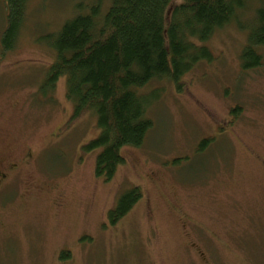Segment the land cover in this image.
I'll return each mask as SVG.
<instances>
[{"label": "rangeland", "instance_id": "1", "mask_svg": "<svg viewBox=\"0 0 264 264\" xmlns=\"http://www.w3.org/2000/svg\"><path fill=\"white\" fill-rule=\"evenodd\" d=\"M79 2L90 0H30L15 45H0V166L23 162L0 192V264H264V50L259 67L239 62L252 12L204 42L212 59L179 90L167 80L140 90L158 93L152 126L106 181L94 172L98 150L84 148L95 117H73L63 76L43 86L55 57L45 43ZM132 187L140 199L111 224Z\"/></svg>", "mask_w": 264, "mask_h": 264}, {"label": "trees", "instance_id": "2", "mask_svg": "<svg viewBox=\"0 0 264 264\" xmlns=\"http://www.w3.org/2000/svg\"><path fill=\"white\" fill-rule=\"evenodd\" d=\"M3 1L0 45L9 50L30 0ZM245 11L252 12V19L239 62L241 69L249 70L262 64L264 0H90L87 7L79 2L45 43L55 57L43 86L50 88L63 76L73 117L84 112L95 117L97 136L84 148L98 150L97 177L109 180L123 163L121 149L139 147L152 126L146 112L158 93L144 95L140 90L153 80L170 81L179 90L183 75L200 60L212 59L204 42ZM207 144L201 142V150ZM140 197L139 188L126 190L108 212L109 222L115 224Z\"/></svg>", "mask_w": 264, "mask_h": 264}, {"label": "flooded vegetation", "instance_id": "3", "mask_svg": "<svg viewBox=\"0 0 264 264\" xmlns=\"http://www.w3.org/2000/svg\"><path fill=\"white\" fill-rule=\"evenodd\" d=\"M25 160H28L29 155H24ZM23 162L18 160L14 163H5L0 166V192L8 189L10 185H15L18 180V175Z\"/></svg>", "mask_w": 264, "mask_h": 264}]
</instances>
